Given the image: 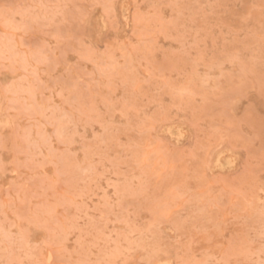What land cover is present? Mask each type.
I'll return each mask as SVG.
<instances>
[{
    "label": "rangeland",
    "instance_id": "rangeland-1",
    "mask_svg": "<svg viewBox=\"0 0 264 264\" xmlns=\"http://www.w3.org/2000/svg\"><path fill=\"white\" fill-rule=\"evenodd\" d=\"M0 264H264V0H0Z\"/></svg>",
    "mask_w": 264,
    "mask_h": 264
},
{
    "label": "bare ground",
    "instance_id": "bare-ground-1",
    "mask_svg": "<svg viewBox=\"0 0 264 264\" xmlns=\"http://www.w3.org/2000/svg\"><path fill=\"white\" fill-rule=\"evenodd\" d=\"M148 169V168H147ZM167 261V260H166Z\"/></svg>",
    "mask_w": 264,
    "mask_h": 264
}]
</instances>
